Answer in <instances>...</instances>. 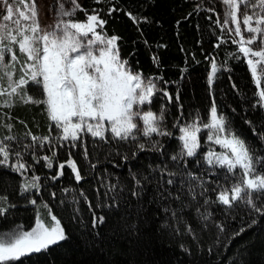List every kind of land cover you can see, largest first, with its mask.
<instances>
[{"label":"trees","instance_id":"16d2710c","mask_svg":"<svg viewBox=\"0 0 264 264\" xmlns=\"http://www.w3.org/2000/svg\"><path fill=\"white\" fill-rule=\"evenodd\" d=\"M79 4L83 11L74 18L84 21L86 14L97 13L106 22L97 32L118 37L120 58L133 72L154 79L160 91L149 107L156 114L163 110L161 126L171 135L153 134L151 140L138 135L124 142L106 132L105 142L85 134L72 147L55 139L43 104H26L19 95L0 97L12 104L0 107V143L13 153L7 167L0 165V196L7 199L0 235L21 226L30 230L37 216L50 220V209L67 237L14 264H264V214L245 203L229 209L216 201L218 192L239 177L225 179L226 170L207 164L206 153L221 150L207 141V130L199 133L201 146L195 156L172 160L181 151L179 128L194 120L210 121L213 99L230 128L254 155L264 157V140L259 139L264 134V109L256 106L257 89L246 59L242 54L236 57L238 45L216 23L221 20L219 4L215 0H81ZM11 47L19 62H12L8 71L16 79L23 74L26 59L17 45ZM210 61L219 69L211 86ZM3 86L7 87V78ZM28 89L30 95L42 98L34 86ZM9 136L13 139H5ZM33 136L50 140L34 144ZM141 143L144 150L138 147ZM17 152L28 166L22 174L11 170ZM44 156L52 157L51 168ZM69 159L79 169V182L67 166L60 174L59 164ZM257 167L264 170V164ZM161 169L177 175L169 177ZM34 175L40 178L39 190L22 194L25 179ZM133 176L141 180L138 189ZM168 179L174 184H167ZM190 185L195 199L188 193ZM134 190L140 194L134 196ZM256 204L264 205V197ZM94 216L104 217V223L94 228Z\"/></svg>","mask_w":264,"mask_h":264},{"label":"snow or ice","instance_id":"6c2138e0","mask_svg":"<svg viewBox=\"0 0 264 264\" xmlns=\"http://www.w3.org/2000/svg\"><path fill=\"white\" fill-rule=\"evenodd\" d=\"M221 2L224 6L223 18L222 22L218 19L216 23L222 32L228 30L232 42L238 45L236 57L241 58L242 54L246 59L257 89L254 92L256 106L264 109V0ZM67 4L69 7L65 6V0H58L56 22L42 28L37 19L35 0H0V5L3 6L0 11V97L19 95L26 104H43L57 133L55 139L69 142L72 147L85 134L105 142L106 132L111 134L112 139L124 142L136 140L138 135L149 140L153 134L171 135L161 126L163 110L159 114L150 108L142 110L145 105L152 103L153 95L160 91L154 79L133 72L128 67L127 60L120 58L118 37H106L97 32V28L102 29L106 23L97 13L86 14L84 21H76L72 17L83 9L78 0H67ZM230 25L235 27L230 28ZM12 45H17L19 52L26 58L20 69L23 74L16 79H13L14 73L8 71L13 67L12 62H19ZM6 57L9 59L6 60ZM153 59L156 62V58ZM210 65L208 83L211 86L219 69L214 61H210ZM5 78L6 88L3 86ZM29 85L34 86L42 94V98L30 95ZM163 95L171 101L167 91ZM0 107H12V104L10 100H3L0 101ZM203 130H207L208 142L225 150L209 151L205 156L207 164L226 170L228 175L225 179L232 175L239 177L230 187L218 192L216 201L229 209L236 203H245L254 211L264 214V205L256 204L257 200L264 197V170H258L257 167L264 164V157L254 155L246 141L230 128L227 118L218 113L215 99L210 107V121L201 123L194 120L179 128L181 151L172 156V160L182 159L185 155L195 156L201 146L199 133ZM5 139L12 140L13 137ZM259 139L264 140V134H260ZM32 140L34 144H43L50 138L33 136ZM138 147L144 150L145 146L141 143ZM12 154L8 145L0 143V165L7 167ZM16 156V163L11 165V170L22 174L28 170V166L22 162L19 152ZM42 159L49 168L53 166L52 157L44 156ZM65 166L71 168L77 182L82 179L73 160L59 164L61 175ZM160 171L162 174L167 172L169 177L177 175L167 169ZM39 179L35 175L25 179L21 193L32 189L38 191ZM189 179L195 178L189 175ZM133 180L138 189L141 180L135 176ZM167 184H174V180L168 179ZM198 186L203 188V184ZM203 191L207 189L204 188ZM188 193L195 199L197 193L191 185ZM132 194L138 196L140 193L134 190ZM200 194L203 195V192ZM168 195L172 194L169 192ZM6 203V197L0 196V216L7 211L2 206ZM31 203L35 204L36 201L32 200ZM205 203L208 201L205 200ZM172 214L176 215L175 212ZM49 215L50 220L37 216L35 225L30 230L21 226L0 235V264H14L23 256L46 250L65 240L67 237L60 220L51 215L50 209ZM203 218L207 219V216ZM102 223L104 217H93L94 228ZM188 230L191 231L190 226Z\"/></svg>","mask_w":264,"mask_h":264},{"label":"rangeland","instance_id":"374dc122","mask_svg":"<svg viewBox=\"0 0 264 264\" xmlns=\"http://www.w3.org/2000/svg\"><path fill=\"white\" fill-rule=\"evenodd\" d=\"M80 1L81 0H78L79 3H80ZM215 1L220 6V8H219L220 9V19L222 22L223 13H224V6H223L221 0H215ZM35 2H36V8H37V12H38L37 19H38L40 26L42 28H45L51 24H54L56 22V19H57V3H58V0H35ZM65 6L69 7V5L67 4V0H65ZM2 9H3V6L0 5V11H2ZM72 19L76 20L74 17H72ZM234 27H235V25H230V28H234ZM225 31L228 32V30H225ZM245 35H247V33H245ZM236 39L239 40V37H236ZM148 108H150L149 105H145L142 110H147ZM138 123H140V122L138 121ZM181 127H183V126H181ZM213 144L216 145L215 143H213ZM216 146H218L221 150L215 151V152L225 151L219 145H216ZM207 154H208V152L206 153V155Z\"/></svg>","mask_w":264,"mask_h":264}]
</instances>
